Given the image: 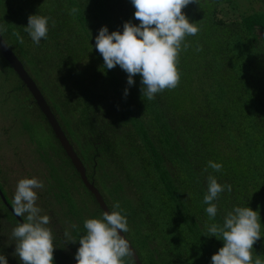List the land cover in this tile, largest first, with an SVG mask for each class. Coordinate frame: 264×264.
Returning a JSON list of instances; mask_svg holds the SVG:
<instances>
[{"label":"trees","instance_id":"1","mask_svg":"<svg viewBox=\"0 0 264 264\" xmlns=\"http://www.w3.org/2000/svg\"><path fill=\"white\" fill-rule=\"evenodd\" d=\"M245 2L249 10L241 12H236L238 0H197L182 10L200 30L185 39L189 47L181 51L177 65L180 83L148 100L140 91L139 75L128 86L125 71L118 65L105 69L95 48L101 27L111 33L122 32L126 21L139 24L131 0H0V24L7 29L1 38L22 67L51 88L56 111L51 112L69 137L87 181L94 183L109 212L113 209L107 201L112 207L119 202L125 210L129 231L122 233L140 264H211L224 242L209 236L207 226L222 225L236 206L259 210L262 236L253 251L264 258V0ZM74 7L79 11L70 14ZM33 14L51 17L47 39L39 45L24 31ZM8 73L13 74L0 56V79L7 83ZM17 82L11 84L12 100L27 97H20L16 105L21 110L12 116L18 114L21 129L29 133L32 107L44 118ZM11 123L0 128L3 196L7 177L16 173L11 169L23 167L19 148L10 141ZM38 148L51 185L37 193L36 206L50 217L48 227H54L53 264H76L84 221L102 213L61 149L56 144ZM209 161L222 164V170L204 172ZM24 172V178H31ZM210 174L218 183L232 185L231 192L225 189L214 201V220L202 202ZM73 180L94 204L86 219L68 192ZM49 199L65 202L64 215L77 217L79 226L71 229V238L59 230ZM0 210V254L8 264H21L12 237V225L18 222L1 202ZM70 240H77L74 248ZM128 264L134 263L130 259Z\"/></svg>","mask_w":264,"mask_h":264},{"label":"clouds","instance_id":"2","mask_svg":"<svg viewBox=\"0 0 264 264\" xmlns=\"http://www.w3.org/2000/svg\"><path fill=\"white\" fill-rule=\"evenodd\" d=\"M136 9L134 18L139 24L126 21L123 31L109 33L107 26L101 27L95 37V48L102 55L105 69L111 70L117 65L127 74V85L135 84L134 77H141V93L148 100L165 89H175L180 83L178 69L179 56L187 50V36L199 32L197 23L190 22L182 11L197 0H131ZM79 9L72 8L70 14ZM51 17L29 15L24 31L31 40L39 45L41 39H47ZM52 27L55 21L52 20ZM7 29L0 24V35ZM19 43H24L18 32L13 33ZM7 48V43L2 41ZM125 97L128 89L124 91ZM222 164L208 162V168L221 171ZM208 188L203 197V204L210 220H214L218 207L214 201L220 194L232 191L231 184H220L213 175H208ZM44 183L37 178L19 180L12 207L17 217H24L12 230L16 240L14 255L21 264H53L54 235L50 227V217L41 215L36 206V189H42ZM261 216L259 210L251 207L236 206L224 217L223 224L212 223L208 227L209 236L219 237L224 244L212 255L211 264H264V258L254 254L253 245L261 239ZM73 228L76 225H72ZM86 234L79 238L75 253L76 264H128L134 258V250L125 235L129 231L127 215L120 203L113 205L111 212L104 211L100 218L86 219L83 224ZM66 237L69 233H64ZM77 240H71L75 243ZM0 264H8L7 258L0 254Z\"/></svg>","mask_w":264,"mask_h":264},{"label":"rangeland","instance_id":"3","mask_svg":"<svg viewBox=\"0 0 264 264\" xmlns=\"http://www.w3.org/2000/svg\"><path fill=\"white\" fill-rule=\"evenodd\" d=\"M238 3H239L238 4V10H236V12H238V11L241 12L243 10L248 9L247 8L248 4L245 2V0H238ZM232 15H233V13H232ZM12 53H14V52H12ZM13 55L17 58V55H15V53ZM23 67H24L27 75L30 77V79L34 82V84H36V86H37L38 90L40 91L44 100L46 102H48L49 109H51L50 111H52V110L54 111V109H53L54 107L52 105V102L50 100V95H49L51 88L48 87L47 85H46V87H44L42 84H40L34 78V76L32 74H30L28 66L24 65ZM6 77H8V80L10 82L7 83V81H5V79H4V77L0 79V86H1L0 87V128H3V127L5 128L7 126L9 128V123L12 122L11 123V130H10V135H11L10 141L12 142V144L18 146L19 151H18L17 155H19L21 157L23 165L26 166L27 170L24 168L25 171L28 172L30 174V176H34L38 180L43 181L44 187L42 189H40V191H43L45 189V187L51 185V180L48 179L49 177L47 175L46 168H44V170H43V164H42V161L40 160V156L38 155V152H39L38 146L42 147V148H44V147L46 148L47 146L51 147L52 149L55 148L54 135L51 133L50 129L48 128L45 120L40 118V116L36 112L37 110H35V108H33V107H32L31 112H30V116H31L30 118L31 119L29 120V133H28V131L26 133L25 130L21 129V127H20V125H21L20 121H22L21 117L19 118L18 114H17V116L13 117L12 114H15L21 110L20 107L17 106L16 104H17V101L20 102V97L22 96V94H20L19 96H16V98L18 100L15 101V99L12 100V95H11L12 92L10 91V89L13 87V85H11V84L18 83L17 82L18 79L12 73H8V75ZM26 97L22 96V99H24ZM29 101L30 100H28V98H27V100H25L24 102L27 105V103ZM8 111L11 113H9V114L6 113ZM54 112H56V111H54ZM19 115L25 116V115H23L22 112H19ZM55 119H57V118H55ZM56 121L59 124V126L61 127V130L64 131V129L61 126L60 121H58V120H56ZM0 133H1V131H0ZM64 133H65V131H64ZM30 134H31L32 138H30V141H29L28 138L30 137ZM28 167H29V169H31V171L28 170ZM66 170L68 173L70 172L69 167L66 168ZM13 175H18L19 176L18 179L21 178L20 173L18 172V169L16 170V173ZM12 182L13 181H9V183H12ZM78 184L79 183L74 182V180L72 181V187L75 190L72 189L70 192V195L72 196V199L76 202V204L83 208L82 215H83V218L86 219L89 216L90 210H91V212L93 211L94 204L91 201H89L88 197L85 194H83L81 187ZM13 188H15V187L8 186L9 190L13 189ZM79 197L81 198V202H79ZM73 200H71V201H73ZM107 203L113 209V207L111 206V203L109 201H107ZM48 204H49V207L51 208V210L54 212L53 213L54 220H57L59 230L63 233H65L67 231L69 233V236L66 237V239L71 238L70 231L73 228L72 225H76V227L79 226V223L77 221V217H76V219H74V218H72L71 215H67V216L64 215V211H66L65 202H58L57 203L56 201L49 199ZM62 209H63V211H62ZM2 213H3V210H0V214H2ZM96 218H100V216L96 215ZM12 227L14 229L16 226L12 225ZM51 228H52V226H51ZM52 231H54V227H53ZM54 233L55 232H53V234ZM76 243L77 242H75V243L72 242L73 248L76 246Z\"/></svg>","mask_w":264,"mask_h":264},{"label":"water","instance_id":"4","mask_svg":"<svg viewBox=\"0 0 264 264\" xmlns=\"http://www.w3.org/2000/svg\"><path fill=\"white\" fill-rule=\"evenodd\" d=\"M0 35V56L7 64V66L11 69L13 74L19 80V82L24 85L26 91L28 92L32 102L36 106V108L40 111L43 118L45 119L48 128L50 129L51 133L54 135V139L58 143L60 149L64 153V156L67 158L70 166L77 174L80 182L85 187L84 189L92 195L94 201L97 204V207L103 213L104 211H108L104 202L102 201L101 196L98 193V190L94 183L88 182L85 176V169L81 164L80 160L77 158L75 152L73 151L72 146L68 143L66 139L65 133L62 132L60 126L58 125L56 119L54 118L53 114L51 113L48 104L45 102L44 98L42 97L40 91L38 90L36 84L30 79L27 73L24 71L21 63L19 60L13 55V53L9 50V48H4L2 46L3 39ZM0 202L2 205L9 210V212L13 215V218L19 223H22L21 220L14 214V212L10 209V207L6 204L3 196L0 193ZM121 235H124L122 232ZM134 264H140L136 254L134 258L131 259Z\"/></svg>","mask_w":264,"mask_h":264},{"label":"flooded vegetation","instance_id":"5","mask_svg":"<svg viewBox=\"0 0 264 264\" xmlns=\"http://www.w3.org/2000/svg\"><path fill=\"white\" fill-rule=\"evenodd\" d=\"M64 133V132H63ZM65 135H66V133H65ZM55 138V137H54ZM69 137L66 135V139H67V141H68V143L72 146V143L69 141V139H68ZM54 141H55V144L58 146V148L60 149V147H59V145H58V143L56 142V140L54 139ZM73 148V147H72ZM18 151H19V149H17V151H16V153L18 154ZM61 152H62V150H61ZM62 154H63V157L65 158V159H67L65 156H64V153L62 152ZM18 157H20L19 155H18ZM19 159V158H18ZM24 168L27 170V168H26V166L25 165H23V167L22 166H19V165H17V167H14V168H12L11 170H17L18 169V172L20 171V176H21V179H23L24 177H25V172H24ZM72 168V167H71ZM28 170L29 171H31V169H29V167H28ZM31 173V172H30ZM32 174V173H31ZM33 175V174H32ZM18 175H10V176H8L7 177V180H6V185H7V187L8 186H11V187H15V188H13V189H8V190H4L5 192H4V196H3V198H5L4 200H5V202H6V204L10 207V209L14 212V210H13V207H12V200H13V198H14V193H15V191H16V187H17V184H18V182H19V180H18ZM34 176H31V178H33ZM9 181H13L12 183H9ZM5 189V188H4ZM71 190H72V187L71 188H69L68 189V192H69V194H70V192H71ZM37 193H41L42 191H40V189H36L35 190ZM1 193V192H0ZM38 196V195H37ZM39 197V196H38ZM2 204V203H1ZM3 206V205H2ZM4 207V206H3ZM4 209L7 211V214L9 215V216H11L12 218H13V215L9 212V210L8 209H6L5 207H4ZM15 214V213H14ZM20 218V217H19Z\"/></svg>","mask_w":264,"mask_h":264}]
</instances>
